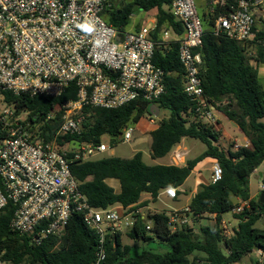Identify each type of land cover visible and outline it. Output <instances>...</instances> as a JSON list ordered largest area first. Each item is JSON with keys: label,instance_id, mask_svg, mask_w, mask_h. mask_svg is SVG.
<instances>
[{"label": "built area", "instance_id": "2783aa9c", "mask_svg": "<svg viewBox=\"0 0 264 264\" xmlns=\"http://www.w3.org/2000/svg\"><path fill=\"white\" fill-rule=\"evenodd\" d=\"M108 0H0V211L13 204L10 228L39 244L58 234L72 212H81L85 224L96 235L92 264H104L108 236L132 227L139 215L146 229L143 206L131 209L114 204L106 208L88 205L79 183L69 169L72 161L83 162L107 149L102 142L65 141V135L82 130L84 106L116 108L131 100L152 101L164 91V72L153 63L156 48L177 42V58L185 73L184 91L193 102L196 119L216 124L214 107L203 96L199 72V48L205 28L212 35L239 42L253 38L264 24V0H170L169 12L183 28L171 37L170 30L156 32L152 16L138 28L119 31L106 22L101 12ZM73 83L74 99L57 104L41 123L56 111L61 121L49 141L39 138V124L27 121L28 111L16 113L13 104L3 100V92L29 96L55 97ZM153 115H149L152 122ZM134 124L122 127L121 141L127 142ZM233 148L249 147L231 141ZM184 152L177 150L172 161L180 162ZM222 169L214 160L210 182L221 178ZM176 197V188L160 191ZM159 192V193H160ZM250 208V199L237 198L231 213ZM142 210V211H141ZM188 205L165 211L173 230L190 223ZM150 211H148V214ZM214 219V214H208ZM225 222L220 227L224 235ZM124 227V228H122ZM235 227V226H234ZM232 233L224 235L228 237ZM258 264H263L260 250ZM0 264L7 262L2 259Z\"/></svg>", "mask_w": 264, "mask_h": 264}, {"label": "trees", "instance_id": "16d2710c", "mask_svg": "<svg viewBox=\"0 0 264 264\" xmlns=\"http://www.w3.org/2000/svg\"><path fill=\"white\" fill-rule=\"evenodd\" d=\"M170 0H108L101 15L107 23L125 30L135 9L155 10V31L170 30L173 36L181 35L183 28L168 10ZM138 28V27H137ZM201 54V78L203 96L215 110L221 112L249 140V147L227 149L218 145L219 132L214 125L196 119L190 97L184 91L185 73L177 58V42L168 48H156L153 63L164 72V91L156 99L131 100L116 108L84 106L82 130L78 135L59 137L65 141L100 143V136L115 137L126 124H136L144 114L151 115L149 105L169 114L161 118L158 126L149 132L152 158L163 157L184 137L200 140L205 150L198 156L187 159L184 165L146 164L142 153L136 151L130 158L102 157L83 162L72 161L69 169L79 183V190L93 208H106L119 204L131 209L144 206L147 200L139 201L142 193L155 200L159 192L169 186L176 188L185 181L195 165L206 157L216 160L222 169L216 182H200L188 202L192 224L208 214H214L213 224H198L197 231L190 224L171 229L165 212L148 214L150 228L146 229L139 215L126 234L131 239L148 240L150 231L166 244L167 250L160 253L149 249L132 253L131 246L122 244L121 232L106 239L104 264H240L242 258L260 250L264 264V229L255 226L264 215V202L259 210L258 199L250 196L248 177L264 160V84L258 76V65L264 64V24L254 30L252 39L239 42L214 36L205 28ZM3 100L13 104L16 113L28 111L27 121L39 124V138L49 141L61 121V113L41 123L48 112L66 100L74 99L76 88L70 83L60 95L29 96L24 93L3 92ZM2 132L0 130V138ZM107 179L118 181V189L108 185ZM264 192V170L260 176ZM250 199V208L241 213H232L238 223L226 237L220 227L221 214L231 211L235 199ZM13 204L7 202L0 211V252L2 259L12 264H92L96 251V235L82 218L81 212H72L67 224L58 233L49 235L39 244L10 228ZM201 252L203 258L189 256ZM259 263V262H258Z\"/></svg>", "mask_w": 264, "mask_h": 264}, {"label": "rangeland", "instance_id": "374dc122", "mask_svg": "<svg viewBox=\"0 0 264 264\" xmlns=\"http://www.w3.org/2000/svg\"><path fill=\"white\" fill-rule=\"evenodd\" d=\"M197 5L201 4V0H195ZM200 6V5H199ZM155 10L151 11H141L138 9H135L134 13L132 14L129 23L125 27L126 30H132L143 23H145L149 18L154 16ZM173 38V35H171ZM258 72H259V78L260 82L264 84V64L258 65ZM1 106V104H0ZM214 116L215 118L220 119V128L221 131L218 130L219 132V138H218V145L222 149H227L231 141L236 139L238 143H241V141L244 140L243 135L241 131L233 126L231 121H229L227 118L222 116L220 113L214 110ZM169 112L166 109H161L159 114L157 116H154L153 119L155 120V124H158L161 118L168 116ZM149 115L144 114L140 120L134 124V131L132 133L131 138L127 142H122L121 141V135H117L115 137H112L108 134H102L100 136V142H102L104 145L107 146V149L101 153H98L92 157V159H98L102 157H118V158H123L127 159L130 158L133 153L136 151H140L142 153V160L146 164H169L171 162V154L167 153L163 157L159 158H152L150 154V142H151V137L149 134L150 128L154 127V125H151L148 122ZM246 138V137H245ZM180 147L181 150L184 152V156L187 159H192L199 154H201L205 150V144L201 142L198 139L191 138V137H184L180 140ZM185 158V162L186 159ZM210 169H211V160L208 158H204L200 162H198L195 165V171L192 172L191 174L188 175L186 178L183 188H185L184 191L179 192V197L175 200L169 199L165 195H161L158 199L156 198L155 200H152L151 198L144 199V196H141L140 198L143 200H147L149 203V208L143 209L145 212V220L148 221V216L147 213L148 211L154 212V211H169L174 208H182L183 206L186 205L188 202L189 198L191 197V191L192 189L196 186V178L197 177H202L207 182L210 180L209 175H210ZM264 170V160L262 163L258 166L257 169H255L254 172L250 174L248 177V191L249 194L252 195L254 199H258L259 195L262 193L263 190V185L260 180V173L263 172ZM237 201V199H235ZM221 219L225 222L224 226L226 230L224 229V235H227L230 233L231 229L237 225L238 219L233 216L231 211H225L221 214ZM214 219L211 216H207V218L200 219L197 221L195 224H192L191 222L189 223L190 226L195 228L196 232L198 224H213ZM255 226L263 228L264 229V215L262 218H260L259 221L256 222ZM223 228V226H221ZM219 227V228H221ZM124 228V227H122ZM127 230L121 231V242L122 244L129 245L131 246V251L132 253H137L140 252L142 249H149L155 252H164L167 250L166 244L162 243L159 241L153 233L150 231H147L148 237L150 239L148 240H141V239H131L130 237L127 236L126 234ZM203 258V254L201 252H194L189 256L190 259L192 258ZM259 260L258 255L256 252H250L246 254L242 260L240 261V264H258L257 261ZM196 264H206L203 259L196 260ZM6 264H12V263H6ZM20 264H25V263H20Z\"/></svg>", "mask_w": 264, "mask_h": 264}, {"label": "crops", "instance_id": "0c3cea01", "mask_svg": "<svg viewBox=\"0 0 264 264\" xmlns=\"http://www.w3.org/2000/svg\"><path fill=\"white\" fill-rule=\"evenodd\" d=\"M258 76H259V72H258ZM215 111H217V110H215ZM160 112V111H159ZM159 112H158V114H159ZM218 113H220L222 116H224L221 112H219V111H217ZM215 117V116H214ZM225 117V116H224ZM226 118V117H225ZM216 119V124L214 125L215 126V128L216 129H218L219 131H221V128H220V119L217 117V118H215ZM148 122L151 124V125H154V127H152V128H150V130H149V132L151 131V130H153V129H155L157 126H158V124H155V120H153L152 122H150L149 121V118H148ZM234 126V125H233ZM236 127V126H235ZM243 138H245L244 136H243ZM181 142V141H180ZM180 142L179 143H177L176 145H174V147L172 148V154H171V162L169 163V164H175V165H184V163H185V156H183V159L180 161V162H174V161H172V155H173V153L175 152V151H177V150H181V147H180ZM170 153V152H169ZM206 158H208V159H210L211 160V165H212V163H213V159L212 158H209V157H206ZM187 159V158H186ZM195 171V167H194V169L190 172V174L192 173V172H194ZM209 178H210V175H209ZM186 180V179H185ZM106 182H107V184L108 185H110V186H112L114 189H118V186H119V184H118V181L117 180H115V179H107L106 180ZM185 182V181H184ZM184 182L178 187V190L179 191H184L185 192V188H183V184H184ZM200 182H207V180H205L204 178H200V177H197L196 178V186L192 189V191H191V197L195 194V192L197 191V189H198V185H199V183ZM161 195H164L163 193H159L158 194V196H157V199L161 196ZM179 193H176V197L175 198H169V199H172V200H176L178 197H179ZM141 196H144V199H148V198H150V195L148 194V193H142L141 194ZM251 197H252V195H250ZM167 197V196H166ZM190 197V198H191ZM190 198H189V200H190ZM189 200H188V202H189ZM139 201H144L143 199H141L140 198V200ZM188 202L186 203V205L188 204ZM147 208H149V203H147L146 205H144L143 206V209H147ZM142 209V210H143ZM174 209H177V208H174ZM178 209H180V208H178ZM141 210V211H142Z\"/></svg>", "mask_w": 264, "mask_h": 264}, {"label": "water", "instance_id": "95a60500", "mask_svg": "<svg viewBox=\"0 0 264 264\" xmlns=\"http://www.w3.org/2000/svg\"><path fill=\"white\" fill-rule=\"evenodd\" d=\"M149 112H150V114L153 115V116H157V115H158L159 110H158L156 104L151 103V104L149 105ZM231 123L235 126V124H234L232 121H231ZM259 175L261 176V173H260ZM258 201H259V206H258L257 210H259L261 204H263V202H264V192H262V193L259 195Z\"/></svg>", "mask_w": 264, "mask_h": 264}]
</instances>
